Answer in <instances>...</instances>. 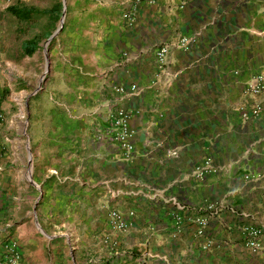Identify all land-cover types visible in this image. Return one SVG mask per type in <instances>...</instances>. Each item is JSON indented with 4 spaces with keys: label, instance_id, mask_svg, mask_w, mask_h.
<instances>
[{
    "label": "crops",
    "instance_id": "1",
    "mask_svg": "<svg viewBox=\"0 0 264 264\" xmlns=\"http://www.w3.org/2000/svg\"><path fill=\"white\" fill-rule=\"evenodd\" d=\"M256 73L264 0H0V254L14 241L19 264H264ZM22 75L10 109L2 91ZM116 108L130 112L127 156L109 134ZM245 227L261 230L254 250Z\"/></svg>",
    "mask_w": 264,
    "mask_h": 264
},
{
    "label": "built area",
    "instance_id": "2",
    "mask_svg": "<svg viewBox=\"0 0 264 264\" xmlns=\"http://www.w3.org/2000/svg\"><path fill=\"white\" fill-rule=\"evenodd\" d=\"M149 3H152L154 0H146ZM187 43H189V39H186L184 37H180L176 44L180 47H186ZM169 50L168 44H162L158 46L154 52V62H155V68L158 70H161L166 62V55ZM264 88V80L263 75L261 73L254 74L248 82H246L245 85V93L256 96L258 95L262 89ZM117 92L124 93V94H133L137 91L136 87L134 85H129L128 87H118L116 88ZM241 109V116L244 119L247 118H256L259 115V107L256 105L253 108H251L249 111H245L244 108ZM130 116V112L122 109V108H116L113 113L112 118V125L114 127L118 128V131H109V134L114 135V139L117 143L118 148L127 156L131 151L133 150V144H132V130L128 126V119ZM97 137L99 138L100 135L97 134ZM174 154V152H172ZM210 161L209 159H206L203 161V166L201 169L196 170L197 174H202L209 168ZM174 204L177 209V213L179 214L184 210L183 204L176 203L174 201ZM205 207V206H204ZM109 214L112 217L113 224L116 228L122 229L124 227V222L121 219L120 214L113 210L110 211ZM176 218H179V216H176ZM206 224V217L203 215H200L195 218V225L197 227L196 231L197 233L201 234L204 230ZM243 234L245 235L246 244L254 250L259 246V236L261 235V230L259 228L255 227H245L243 229ZM209 243L205 244V247H207ZM21 260V254L16 246V243L14 241H8L3 246V252L0 254V264H19Z\"/></svg>",
    "mask_w": 264,
    "mask_h": 264
},
{
    "label": "rangeland",
    "instance_id": "3",
    "mask_svg": "<svg viewBox=\"0 0 264 264\" xmlns=\"http://www.w3.org/2000/svg\"><path fill=\"white\" fill-rule=\"evenodd\" d=\"M16 62L18 63L23 73V57L17 55ZM0 80L4 81L5 77H1ZM9 84L11 85L10 89L9 87H6L2 91V98L7 102H9L10 104L16 102V105L14 104L13 107H9L10 109L15 108V106H20L21 108H23V75L20 76L19 78H16L15 82L12 83L10 82ZM29 168H30V162H29Z\"/></svg>",
    "mask_w": 264,
    "mask_h": 264
},
{
    "label": "trees",
    "instance_id": "4",
    "mask_svg": "<svg viewBox=\"0 0 264 264\" xmlns=\"http://www.w3.org/2000/svg\"><path fill=\"white\" fill-rule=\"evenodd\" d=\"M7 10L12 13L13 15H15L16 17H23V9H17L13 6H9L7 7ZM29 51H26V53H28Z\"/></svg>",
    "mask_w": 264,
    "mask_h": 264
},
{
    "label": "water",
    "instance_id": "5",
    "mask_svg": "<svg viewBox=\"0 0 264 264\" xmlns=\"http://www.w3.org/2000/svg\"><path fill=\"white\" fill-rule=\"evenodd\" d=\"M60 22H61V18H60ZM59 29V28H58ZM58 29L52 34V36L58 31ZM52 36H50L49 38H51ZM49 40V39H48ZM48 66V62L46 61L45 67L47 68Z\"/></svg>",
    "mask_w": 264,
    "mask_h": 264
}]
</instances>
